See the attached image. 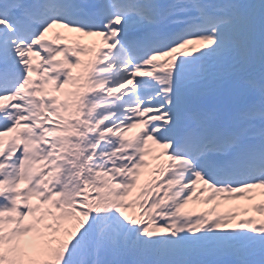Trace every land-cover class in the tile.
Wrapping results in <instances>:
<instances>
[{
  "label": "snow or ice",
  "instance_id": "6c2138e0",
  "mask_svg": "<svg viewBox=\"0 0 264 264\" xmlns=\"http://www.w3.org/2000/svg\"><path fill=\"white\" fill-rule=\"evenodd\" d=\"M0 264H264V0H0Z\"/></svg>",
  "mask_w": 264,
  "mask_h": 264
}]
</instances>
